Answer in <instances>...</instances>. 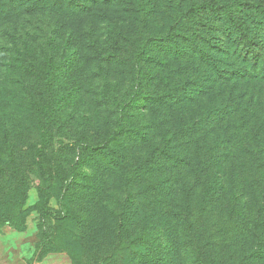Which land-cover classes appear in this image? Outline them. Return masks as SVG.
Returning a JSON list of instances; mask_svg holds the SVG:
<instances>
[{
    "label": "trees",
    "instance_id": "16d2710c",
    "mask_svg": "<svg viewBox=\"0 0 264 264\" xmlns=\"http://www.w3.org/2000/svg\"><path fill=\"white\" fill-rule=\"evenodd\" d=\"M113 12L136 26L74 55L108 56L127 91L66 146L33 22ZM33 187L44 246L73 264H264V3L0 0V224L22 231Z\"/></svg>",
    "mask_w": 264,
    "mask_h": 264
},
{
    "label": "rangeland",
    "instance_id": "374dc122",
    "mask_svg": "<svg viewBox=\"0 0 264 264\" xmlns=\"http://www.w3.org/2000/svg\"><path fill=\"white\" fill-rule=\"evenodd\" d=\"M209 1L218 3L223 0ZM251 1L264 3V0ZM169 4L167 3V5ZM116 8L111 7L108 10L112 11ZM168 12H170L168 8H161V15L155 19L154 23L169 28L173 22L169 19ZM68 15L70 25L73 23L71 27H76L68 32L59 26L60 18L39 16L33 22L36 24V38L40 41L48 40L50 46V57L55 68H53V76L48 82V90L50 98L60 103L57 119L60 123L55 126L62 128V133L60 132L62 137L60 138L66 146L72 145L68 139L91 136L92 132L89 131L91 123L104 122L103 118H98L99 114L104 115L103 111L91 110L95 106L96 100L105 96L107 101L109 97L125 94L128 87L126 78L117 79L112 67L103 66L102 60H108V56L101 60L97 53L92 52L91 55L82 53L76 57L74 55L75 46L82 44L95 46V48L101 45L107 46L120 40L117 28L136 26L133 19H128L125 15L119 16L114 12L110 18L98 15L92 18L91 22L86 17L78 18L72 14ZM205 21L218 24L220 20L209 16ZM80 27H82L81 30H78ZM40 28L43 33L39 35ZM59 49L61 53L65 50L66 59H61V55L57 54ZM61 61H63L62 66L64 67L58 68ZM188 64L189 62H184L185 66L193 68ZM184 73L186 74L185 71L182 72V74ZM206 73L207 71L204 72V75ZM108 108L117 109L112 103L108 104ZM92 128L94 130L93 125ZM30 148L31 145L25 143L23 150L27 152ZM70 149L64 146L56 148V152L65 153ZM26 207L28 216L24 221L22 231H17L8 224H0V264H73L66 253H49V250L44 246L39 229L41 215L35 187L30 191ZM49 207L56 209V201L50 202Z\"/></svg>",
    "mask_w": 264,
    "mask_h": 264
}]
</instances>
